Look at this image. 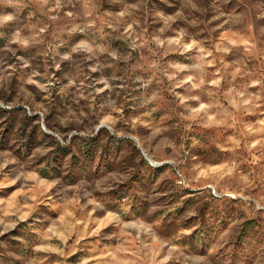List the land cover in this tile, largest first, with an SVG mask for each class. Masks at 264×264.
I'll list each match as a JSON object with an SVG mask.
<instances>
[{"label":"rangeland","instance_id":"obj_1","mask_svg":"<svg viewBox=\"0 0 264 264\" xmlns=\"http://www.w3.org/2000/svg\"><path fill=\"white\" fill-rule=\"evenodd\" d=\"M0 264H264V0H0Z\"/></svg>","mask_w":264,"mask_h":264},{"label":"trees","instance_id":"obj_2","mask_svg":"<svg viewBox=\"0 0 264 264\" xmlns=\"http://www.w3.org/2000/svg\"><path fill=\"white\" fill-rule=\"evenodd\" d=\"M59 148H60L61 150H64V151L67 150V147H59ZM51 170H52V168H51ZM48 171H49V169H48V167H47V168H45V169L43 170V174H45V175L47 174V175H48V173H47Z\"/></svg>","mask_w":264,"mask_h":264}]
</instances>
